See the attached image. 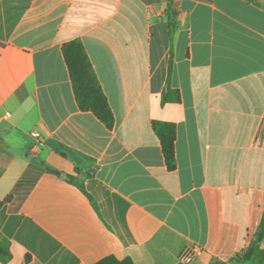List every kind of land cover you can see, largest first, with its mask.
<instances>
[{
	"label": "crops",
	"instance_id": "1",
	"mask_svg": "<svg viewBox=\"0 0 264 264\" xmlns=\"http://www.w3.org/2000/svg\"><path fill=\"white\" fill-rule=\"evenodd\" d=\"M72 40L112 129L78 108ZM263 208L264 0H0V264H239Z\"/></svg>",
	"mask_w": 264,
	"mask_h": 264
},
{
	"label": "trees",
	"instance_id": "2",
	"mask_svg": "<svg viewBox=\"0 0 264 264\" xmlns=\"http://www.w3.org/2000/svg\"><path fill=\"white\" fill-rule=\"evenodd\" d=\"M171 3V1H169ZM168 18L169 36H173L176 30L177 14L173 12L168 5L166 9ZM63 57L69 72L74 97L78 108L82 112H91L100 122H102L108 129L114 126V116L108 104L107 98L99 84V81L94 73L90 60L87 56L85 48L80 40H72L62 46ZM179 92L173 90L167 83L162 94V104L179 103ZM152 129L157 136L166 167L169 171L176 168L174 144L176 139L175 126L167 122H152ZM84 192V188L80 186ZM264 241V208L262 220L259 228L253 234L251 241L246 249L232 261V263L239 264H264V248L262 242ZM2 242H0V260L6 261L10 257L3 255ZM101 264H132L130 262L120 263L114 258H108ZM224 264V263H214Z\"/></svg>",
	"mask_w": 264,
	"mask_h": 264
},
{
	"label": "built area",
	"instance_id": "3",
	"mask_svg": "<svg viewBox=\"0 0 264 264\" xmlns=\"http://www.w3.org/2000/svg\"><path fill=\"white\" fill-rule=\"evenodd\" d=\"M31 137L34 138L36 141L40 139V135L37 132H33L31 134ZM34 148H37V145L32 146V150ZM197 253L198 251L196 249H187L179 256V261L182 264H189L192 262L194 257H196Z\"/></svg>",
	"mask_w": 264,
	"mask_h": 264
}]
</instances>
